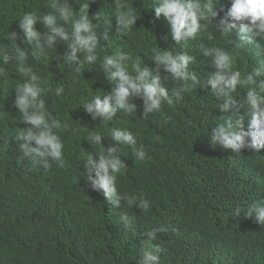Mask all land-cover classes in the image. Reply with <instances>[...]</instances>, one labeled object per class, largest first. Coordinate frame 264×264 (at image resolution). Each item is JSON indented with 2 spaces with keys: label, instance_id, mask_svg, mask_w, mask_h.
<instances>
[{
  "label": "clouds",
  "instance_id": "obj_1",
  "mask_svg": "<svg viewBox=\"0 0 264 264\" xmlns=\"http://www.w3.org/2000/svg\"><path fill=\"white\" fill-rule=\"evenodd\" d=\"M150 2L156 18H166L171 38L181 49L154 46L151 67L120 47L111 54H99L105 47L101 40L112 46L109 30L113 17L118 34L129 33L136 26L138 11L131 0H114L108 15L90 16L89 0H77L78 10L72 0H48L42 14L25 12L18 20L20 31L8 32L9 43H0V95L9 94V83L22 78L12 86L13 100L0 98V120L16 115L17 122L9 124L8 133L15 136L20 159H30L48 181L62 184L72 179L84 190L104 196L114 208L123 201L128 208L149 214L147 198L121 192L117 186L127 171L122 149L129 147L137 161L151 159L133 133L119 128L93 132L87 139L97 146L94 152L66 154V135L60 132L67 131L68 125L46 107L48 94L62 97L73 93L81 70L98 62L107 83L102 94L83 102L85 113L106 125L119 114L135 115L139 105L143 117L150 116L147 126L167 110L178 123L189 124L190 128L179 130L170 160L188 169L197 153L209 147L226 160L223 169L197 186L204 198L206 195L235 216L224 229L223 245L231 248L236 244L232 249L252 251L264 229V0H226L220 10L213 0ZM93 20L106 26L102 36L95 31ZM38 21L43 31L37 30ZM18 39L36 60L47 59L56 52L57 44L66 45L58 59L71 71L63 83L68 91L62 84L53 89L33 71ZM253 44L255 49L249 47ZM237 50L250 56L236 61ZM164 80L174 83L171 96ZM108 82L112 84L110 93ZM120 220L126 229H132L133 219L128 215H121ZM166 230L146 231L148 239L138 264H160V249L152 242L158 239V232ZM239 255L241 262L250 260Z\"/></svg>",
  "mask_w": 264,
  "mask_h": 264
},
{
  "label": "trees",
  "instance_id": "obj_2",
  "mask_svg": "<svg viewBox=\"0 0 264 264\" xmlns=\"http://www.w3.org/2000/svg\"><path fill=\"white\" fill-rule=\"evenodd\" d=\"M225 1L213 0L215 9L220 10ZM131 2L138 11L136 26L129 33L118 34L113 17L109 30L112 46L107 47V42L101 40L105 47L100 56L120 47L151 67L154 46L181 50L171 38L166 18L163 15L156 18L150 0ZM47 3L48 0H0V43H9L5 37L8 32L20 31L18 20L25 12L42 14L47 11ZM72 4L78 10L77 0H72ZM89 4L90 16L99 12L108 15L114 0H89ZM93 24L97 25L98 36H102L106 26L96 20ZM36 28L44 30L39 21ZM17 44L28 52L33 71L53 89L63 85L67 72L71 71L58 55H63L66 45L57 44L56 52L50 53L47 59L36 60L22 41L18 39ZM249 47L255 49V44ZM234 56L239 61L250 54L237 50ZM78 75L80 83L73 93H64L62 97L47 95L48 111L68 125L67 131L60 132L66 135L65 153L94 152L97 146L87 139L90 133L110 128L131 131L138 146L143 145L151 159L137 161L131 157L129 147L122 149L127 171L117 186L121 192L147 198L151 211L145 215L135 207L128 208L123 201L114 208L104 196L84 190L72 179L62 184L48 181L30 159H20L15 136L8 133L9 124L17 122L14 115L10 120H0V264H138L148 239L146 231L160 227L167 230L158 232V239L152 242L160 249V264H264V229L259 231L252 251L232 249L236 244H231V248L224 246V229L235 216L221 210L222 206L209 201L206 195L204 198L197 186L199 181L223 169L226 160L209 147L197 153L194 165L188 169L173 163L169 156L179 130L190 125L182 119L184 123H178L171 110L159 114L149 126L150 116L143 117L139 105L135 115L119 114L106 125L93 121L82 104L93 95L102 94L107 80L98 62ZM21 79L18 76L9 83V94L0 98L13 100L12 86ZM164 84L171 96L174 83L164 80ZM63 86L65 91L69 90ZM108 86L110 93L112 84L108 82ZM131 159H134L132 163ZM125 214L133 219L132 229H126L120 220ZM239 252L250 260L239 261Z\"/></svg>",
  "mask_w": 264,
  "mask_h": 264
}]
</instances>
